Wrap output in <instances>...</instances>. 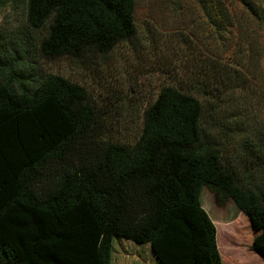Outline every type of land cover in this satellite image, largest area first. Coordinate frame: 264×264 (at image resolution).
I'll list each match as a JSON object with an SVG mask.
<instances>
[{
    "label": "trees",
    "instance_id": "obj_1",
    "mask_svg": "<svg viewBox=\"0 0 264 264\" xmlns=\"http://www.w3.org/2000/svg\"><path fill=\"white\" fill-rule=\"evenodd\" d=\"M192 1L217 33L239 28L245 38L242 26L255 23L264 36V0ZM135 2L24 0L39 58L108 54L136 36ZM25 55L0 34V264H111L115 238L150 245L158 264H240L243 246L264 262V133L242 137L238 160L223 155L195 96L214 74L163 87L125 144L106 136L83 86ZM204 188L245 217L216 229Z\"/></svg>",
    "mask_w": 264,
    "mask_h": 264
},
{
    "label": "rangeland",
    "instance_id": "obj_2",
    "mask_svg": "<svg viewBox=\"0 0 264 264\" xmlns=\"http://www.w3.org/2000/svg\"><path fill=\"white\" fill-rule=\"evenodd\" d=\"M134 23L136 36L106 55L46 61L39 58L40 31L27 24L24 0H0L4 47L9 52L13 48L25 51L26 60H37V69L44 74L83 86L104 113L106 136L115 142H136L143 112L163 87L189 88L194 82L203 84L205 75L214 74L216 81L204 85L206 93L195 96L202 104L203 123L223 155L238 160L242 137L264 133V36L255 23L242 26L247 29L245 38L239 28L217 33L192 0H136ZM201 204L216 229L245 217L231 200L217 207L205 188ZM255 233L258 235L259 229ZM245 238L248 245L253 244L251 234ZM124 241L114 239L111 264H134L139 258L134 256L136 251L140 264H153L149 246ZM124 245H132L134 250L126 247L127 253H123ZM239 260L240 264H264L255 246H243Z\"/></svg>",
    "mask_w": 264,
    "mask_h": 264
},
{
    "label": "crops",
    "instance_id": "obj_3",
    "mask_svg": "<svg viewBox=\"0 0 264 264\" xmlns=\"http://www.w3.org/2000/svg\"><path fill=\"white\" fill-rule=\"evenodd\" d=\"M124 242H128V241H124ZM138 246H143V245H138ZM145 246H149V249H148V250H150V254H151V257H152V259H150V260L153 262V264H158L157 261H156V259L154 258V255H153V252H152V249H151L150 245L147 244V245H145ZM126 247H130V248H129L130 251H133V250H134V248L132 247V245H124L123 250H122L123 253H127V250L124 249V248H126ZM134 256H136V257L139 256V258H136V259H135L134 264L139 263V260H138V259H140V254H139V252L136 251L135 254H134ZM139 264H140V263H139Z\"/></svg>",
    "mask_w": 264,
    "mask_h": 264
}]
</instances>
